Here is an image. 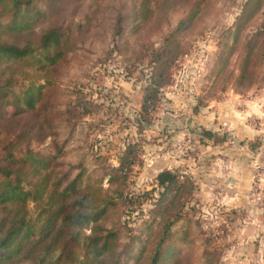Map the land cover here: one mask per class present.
I'll return each instance as SVG.
<instances>
[{
    "label": "rangeland",
    "instance_id": "obj_1",
    "mask_svg": "<svg viewBox=\"0 0 264 264\" xmlns=\"http://www.w3.org/2000/svg\"><path fill=\"white\" fill-rule=\"evenodd\" d=\"M244 1L200 2L194 20L175 33V58L142 114L144 88L154 75L150 51L193 0H151L144 17L140 0H39L46 11L34 31L57 26L70 44L52 69L54 113L65 112L80 91L91 101L88 111L63 117L68 120L60 135L63 167L72 174L84 169L83 183L103 188L102 166L116 165L130 141L140 148L126 186L131 193L155 186L164 168L190 174L196 188L182 209L190 225L187 238L176 241L179 264H264V30H258L264 4L243 25L228 64L216 65L220 47L232 42ZM254 33L256 44L242 69L245 35ZM22 84L16 82L15 90ZM11 110L6 106L0 117V140L13 136ZM202 128L215 135H202ZM31 145L55 152L49 136ZM150 206L145 200L140 207L122 208L120 225L125 220L135 232L149 218ZM127 234L121 227L119 244Z\"/></svg>",
    "mask_w": 264,
    "mask_h": 264
},
{
    "label": "trees",
    "instance_id": "obj_2",
    "mask_svg": "<svg viewBox=\"0 0 264 264\" xmlns=\"http://www.w3.org/2000/svg\"><path fill=\"white\" fill-rule=\"evenodd\" d=\"M150 1L140 0V17L146 15ZM201 1L193 0L164 42L151 49L148 61L154 75L144 88L142 114L149 111L161 86L158 78L175 58V33L194 20ZM263 4L264 0L243 2L232 42L220 47L216 65L228 64L243 25ZM45 11L39 0H0V113L9 106L14 120L8 124L13 136L0 140V264H165V258L171 259L169 264H179L176 241L187 238L190 225L188 212L182 209L196 188L190 174L164 168L156 173L155 186L131 193L126 186L140 148L130 141L117 154L116 165L102 166L107 181L103 188H88L83 168L72 174L63 167L60 153L65 139L60 135L68 121L63 117L88 111L91 101L80 91L65 112L54 113L52 69L70 44L68 34L57 26L34 31ZM258 30H264L263 21ZM256 37L257 33L245 35L242 69L249 64ZM18 81L23 84L15 90ZM60 116L61 122L54 125ZM201 134L215 135L207 128ZM46 136L52 139L54 153L31 145L33 139L41 141ZM155 189L157 194H152ZM145 200L151 203L149 218L135 232L125 220L121 226L122 208L140 207ZM121 227L128 234L119 244Z\"/></svg>",
    "mask_w": 264,
    "mask_h": 264
}]
</instances>
